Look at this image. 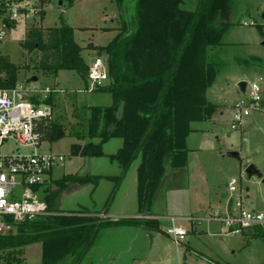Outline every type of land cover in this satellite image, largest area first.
Instances as JSON below:
<instances>
[{"label": "trees", "instance_id": "trees-1", "mask_svg": "<svg viewBox=\"0 0 264 264\" xmlns=\"http://www.w3.org/2000/svg\"><path fill=\"white\" fill-rule=\"evenodd\" d=\"M62 1L71 6L76 0ZM231 1L202 0L198 9L192 11L182 6L183 0H116L121 14L133 6L135 15L132 22L123 19L124 24L111 43L96 48L100 54L106 52L111 81L95 91L111 93L113 103L90 108L88 138H99V142L90 141L82 147L73 143L71 150L83 157H103L106 141L122 139L123 147L109 155L122 169L120 175L110 177L115 182L112 193L139 160L138 195L144 208L150 205L164 178L165 157L170 156L175 168L187 163L186 139L192 132L191 123L207 121L217 111L215 105L208 103L206 94L219 72L206 53L220 45L227 30L224 27L230 24ZM218 18L224 19L222 26H218ZM259 30L262 32L260 27ZM22 43L28 52L40 50L41 69L54 73L74 70L88 83L89 65L69 24L29 28ZM17 72L14 63L0 56V88L13 89ZM48 102H52V96ZM50 128L51 141L66 135L61 125L51 123ZM101 178L72 174L66 181L97 186ZM51 200L50 214L22 222L15 233L0 236V264H26L25 247L34 244H41L43 264H57L68 257H76L74 264H79L102 228L133 222L104 221L76 211L54 212ZM243 234L262 237L259 228L246 229Z\"/></svg>", "mask_w": 264, "mask_h": 264}, {"label": "rangeland", "instance_id": "rangeland-1", "mask_svg": "<svg viewBox=\"0 0 264 264\" xmlns=\"http://www.w3.org/2000/svg\"><path fill=\"white\" fill-rule=\"evenodd\" d=\"M201 1L183 0L182 6L187 10L196 11ZM231 3L230 24L224 27L227 30L220 41V45L209 49L206 53L209 61L214 63L218 69L219 76L216 82L219 88L224 87L223 84H225L228 76L234 79L236 76L239 78L244 77V79L251 82L259 80L260 76L264 77V0H232ZM30 4H36L38 7L42 6L44 14L35 15L28 20L21 19L0 25L6 33L0 39V56L7 57L18 67L17 84L26 83L28 79L36 75L39 77L38 81L35 82L36 84L57 86L62 89L58 91L55 101H53L55 99V96H53L50 105L54 111L52 125H61L65 128L66 135L58 140H49L51 129L49 125L47 139L42 145L45 150L65 156L63 164L56 167L50 177V179L52 178L49 183L50 187L53 186L54 189L61 190L59 194L56 190V196H50V200L53 201L52 208L63 212L73 213L76 211L80 214H93L99 219L104 218L103 220L107 221L109 217H103L104 199L112 188L110 181L102 180L95 187L91 182L90 184H79L75 181L67 182L66 178L77 173L80 175H117L120 173L118 164L110 161L107 155L103 157H83L74 155L71 151L73 143L82 147L90 141L99 142V138H88L90 133V108L92 106L105 107V105H111L113 96L109 92L88 91L86 82L74 70H59L54 73L53 71L41 69L40 60L38 59L41 54L40 50L35 49L33 52H28L23 47L22 42L25 40L29 28L34 26L48 29L61 27L64 23L69 24L74 28V40L83 48L82 57L89 65L94 59L93 57L97 55L96 48L108 45L117 37L121 26L124 24L123 19L132 22L135 9L131 6L128 13L121 14V8L116 0H76L71 6L66 3L59 5V0H32ZM216 21L218 26H222L224 19L218 18ZM245 22H247V25ZM259 27L262 32H260ZM100 56L106 58V52L104 51ZM109 81H111L110 78L107 83ZM220 95L227 96V100L232 102L237 95V91L220 92ZM257 114L259 113L252 112L248 115L253 117L250 123L245 122L248 116L245 117L242 126L236 130L232 129L229 118H226L222 123H218L221 129L219 132L210 134L211 141L224 156L227 151L234 150L239 152L242 160L229 156L225 157L224 160L215 157L216 161L212 158V162L206 165V170L210 185L218 181L221 183L218 184L224 188L232 177L242 181L241 184H238L239 189L236 192L231 193L228 191V193L241 197L245 208L263 211L264 183L258 177L249 178L243 165L245 161H248L264 174V116ZM229 132L231 135H228ZM201 138H204L201 134L193 132L189 138L190 147H199ZM120 141L114 139L108 142L103 146L104 152H116L119 149ZM14 148L12 142H6L1 150L8 152ZM23 151L28 150L24 149ZM201 153L208 154L204 151H201ZM165 160L166 172H169L172 169L170 156H166ZM218 170L222 171L220 176L217 173ZM55 180H57L56 183H54ZM66 182L67 186H64ZM241 186H244V188L248 186L249 190L241 189ZM166 187H168L167 183L164 188H161L160 194L163 197L166 196L165 193L168 190L165 189ZM211 189L206 187L205 191L207 193L203 190V193L200 194L203 196L210 195L209 191ZM120 198L121 196L118 194L109 212L117 206ZM247 199L249 200L247 201ZM211 207L222 209V206L215 202L211 204ZM209 209L208 206L205 211L208 213L207 210ZM198 228L200 232L190 235L192 239L190 246L211 259L224 264H264V239L256 236H245L243 233L225 235L227 229L224 226L217 225L216 222H212V224L203 222V227L199 226ZM97 237V243L90 249L91 251L89 250L90 255L83 264H88V260L95 258L98 261L103 258L102 264H108L107 252L110 248L106 247L109 244H116V239L113 238L114 236L106 238L105 227L100 230ZM117 246L115 245L114 250H111L114 255L112 260L115 259L112 264H124L128 255L127 253L124 255L126 258L121 255V248ZM173 252L176 256L178 249L173 248ZM195 257H197V259H193L195 261L189 260L188 262L190 264H210L204 260L200 262V258ZM75 260L76 257H68L63 264H74ZM0 263H2L1 260Z\"/></svg>", "mask_w": 264, "mask_h": 264}, {"label": "crops", "instance_id": "crops-1", "mask_svg": "<svg viewBox=\"0 0 264 264\" xmlns=\"http://www.w3.org/2000/svg\"><path fill=\"white\" fill-rule=\"evenodd\" d=\"M96 52H97L96 54H100L98 50ZM218 76L219 74L217 75V77ZM217 77L213 82V84L207 89L208 91L206 94L208 103L215 105L217 107V111L213 113L211 118H209V120L207 121H194L191 123L192 132L189 134V136L186 139L187 149H188L187 163L182 167H176V168L173 167L171 164L172 169L169 172H165L164 178L161 181V185L159 189L154 194L155 196L153 197L150 205H148V209H147L148 214L146 216H144V212H143L144 208L141 207L140 205L139 195H138L139 182L137 178V171L140 164L139 160H136L134 162L136 163V165L133 166L134 163L131 165V167L124 176L123 182L116 189L114 193H112V191L114 189L115 182L110 177L120 175L122 171L120 165L116 162L118 164V169L120 171V173L117 175L99 174V176L102 177L101 181L102 180L106 182L110 181V183L112 184V188L110 192L107 195H105L106 196L104 199L105 215L103 214V217L107 216L109 217L108 218L109 220H114V221L120 219L121 220L129 219L133 221L131 223H125V225H119V226L112 225L105 227L106 238L114 236L113 238L116 239V244H109L106 247V248H110L109 252H107L108 264H112V261H115V259L112 260V258H114V255L113 252H111V250H114L115 245H118L121 248L120 250L121 255L124 256L126 255V253L128 255L127 258L126 256H124L126 258L124 264H187V263L190 264L188 261L189 260L192 262L195 261L193 260L195 258L197 259V257L195 256H198L200 258L199 259L200 262H202L201 260H204L206 263L214 264V262H212L214 259H211L207 255L199 252L197 249H194V247L190 246L192 240L190 235L200 232V229L198 227L199 226L203 227V222H206L207 224H212V222H216L217 225L225 227L222 221L214 218V213L219 212L221 216L223 217L225 216L226 211H228L227 210L228 201L232 197V194L228 193L229 186L232 179L236 177H232L231 180L226 185V187L224 188L221 187L220 185L221 183L218 181H216L217 183L214 182L210 185L208 182L209 176L206 170V165L212 162L211 161L212 158L216 161L215 157L222 160H224V158L226 157L219 150V148L216 147L214 143L211 141V135L215 132L220 131L221 128L219 127L218 123L224 122L226 118L230 119V124H231L232 112L234 108L233 105L237 101L242 99L246 94V93H242L240 89H238V83L242 80H246L244 79V77L239 78L238 76H236L234 79L231 77L229 78L228 76V78L225 80V84L222 83L224 87H220V88L216 82ZM247 82H251V81H247ZM87 86L89 87V82L87 83ZM53 87L58 88L57 86H53ZM95 90L96 89L92 91ZM226 91H237V95L232 102L227 100V96L225 97L224 95H220V92H226ZM57 93L58 92L53 93L52 99L53 96H55V99L53 101L56 100ZM257 115L264 116V113L261 112ZM252 120L253 117L248 116L245 122L250 123ZM193 132H198L199 134H201L202 137H204L200 139L199 141L200 146L197 148L190 147L189 138ZM228 135H231V133L229 132ZM114 139L121 140L118 145L119 149L116 151L118 152L123 147L122 139L112 138L106 141L104 145H106L108 142ZM201 151L208 152V154H202ZM114 153L106 152L105 156L107 155L109 157V155ZM217 173L220 176L222 171L218 170ZM91 175H98V174H91ZM56 181L57 180L53 182L56 183ZM260 181L262 182L261 179ZM241 182L242 181H239L238 184H241ZM166 183L168 187H166L165 189L168 190L165 193L166 196L163 197V195H161L160 192H161V188H164ZM206 187L212 189L210 191L207 190L210 192V195L203 196L200 193H203V190L205 191ZM237 188L239 189L238 185ZM243 188L244 186H241V189ZM245 189L249 190V187L245 186L244 190ZM56 190H58V188L54 189L53 186L50 187V185L48 184L43 188L42 197L45 198V200L48 202L50 200L49 195L51 193H56ZM205 193L207 192L205 191ZM118 194L121 196L119 203L117 204L116 207L111 209V212H109L110 208L114 205L113 203H115L116 200L115 198L117 197ZM248 200L249 199H247V201ZM109 201L110 203L108 204ZM52 202L53 201L51 200V207H52ZM213 202L220 204L222 206V209L221 210L213 209L211 207V204ZM208 206L210 207V209L207 210L208 211L207 213L205 211V208ZM250 209H254V208H250ZM52 210L56 212V210L59 209L55 210L52 208ZM254 210H258V209H254ZM172 219H175V221L173 222ZM173 225L181 226L187 230V236L184 241L176 242L175 238L168 234L167 229ZM156 226L158 227V229L154 228ZM226 229L227 232L225 233V235H228V228ZM97 238L92 244L91 249L97 243ZM260 239H264L263 234L262 237H260ZM173 248L178 249V254L176 256H174ZM25 250H26V256H25L26 264H43V260H42L43 249L41 247V244L30 245ZM90 251H88V253L85 255V258L79 264H83L84 261H86V258L89 257L90 255ZM31 255L34 256L30 257ZM103 261H104L103 258H100L99 261L96 260L95 258L90 261L88 260V264H102ZM63 262H66V259L65 261H61L57 264H63Z\"/></svg>", "mask_w": 264, "mask_h": 264}, {"label": "built area", "instance_id": "built-area-1", "mask_svg": "<svg viewBox=\"0 0 264 264\" xmlns=\"http://www.w3.org/2000/svg\"><path fill=\"white\" fill-rule=\"evenodd\" d=\"M31 1L0 0V25L42 14L44 8L31 5ZM5 34L0 26V39ZM100 55L93 57L89 64L88 91L105 86L109 80L107 58ZM31 84L0 88V236L14 233L22 222L50 214L42 190L52 181L54 169L65 161L64 155L42 146L54 116L48 100L61 89ZM246 89L245 96L233 105V129L240 128L244 118L252 112L264 113V77L248 82ZM6 142H12L15 148L2 151ZM238 183V179H232L231 193L238 190ZM232 198V214L226 211L223 217L219 212L214 213V218L228 228V235L255 228L264 235V211L245 208L239 196L232 195ZM167 232L176 242L184 241L187 236V230L178 225L169 227Z\"/></svg>", "mask_w": 264, "mask_h": 264}, {"label": "water", "instance_id": "water-1", "mask_svg": "<svg viewBox=\"0 0 264 264\" xmlns=\"http://www.w3.org/2000/svg\"><path fill=\"white\" fill-rule=\"evenodd\" d=\"M59 5H64V2L62 0H59ZM263 45H264V41H263ZM36 81H38V77L35 75L32 78L27 80V84L35 83ZM247 85H248V82L246 80H242V81H240L238 83V89H240V91L242 93H246ZM225 156L226 157L229 156V157H232V158H236L238 160H242V158H240L239 152L238 151H234V150L227 151ZM243 165H244V168H245L244 171H245L246 175H248L249 178L258 177L264 183V175L261 173V171L254 164L249 163L248 161H245L243 163ZM232 204H233V198L231 197L229 199V201H228V204H227V210H228V212L230 214H232V210H231ZM147 209H148V205H146L144 207V210H143L144 216H146L148 214ZM104 215H105V213H104Z\"/></svg>", "mask_w": 264, "mask_h": 264}]
</instances>
